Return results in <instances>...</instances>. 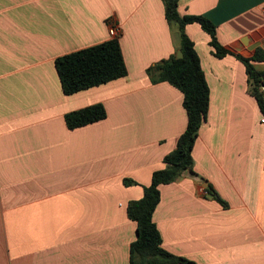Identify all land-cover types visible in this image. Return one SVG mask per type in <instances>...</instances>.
Wrapping results in <instances>:
<instances>
[{
  "label": "crops",
  "instance_id": "crops-1",
  "mask_svg": "<svg viewBox=\"0 0 264 264\" xmlns=\"http://www.w3.org/2000/svg\"><path fill=\"white\" fill-rule=\"evenodd\" d=\"M178 12L210 19L235 54L263 48L264 0H179ZM111 25L127 75L66 94L55 60L110 39ZM185 31L210 105L193 170L160 184L153 220L166 250L198 264H264V114L245 64L215 56L200 23ZM180 46L164 0H0V264H130L129 205L188 122L183 92L148 69ZM98 103L104 119L68 127L67 113Z\"/></svg>",
  "mask_w": 264,
  "mask_h": 264
},
{
  "label": "trees",
  "instance_id": "trees-1",
  "mask_svg": "<svg viewBox=\"0 0 264 264\" xmlns=\"http://www.w3.org/2000/svg\"><path fill=\"white\" fill-rule=\"evenodd\" d=\"M179 0H164L169 23H176L180 31L182 57L172 54L149 67L153 82L168 81L184 94L183 105L188 122L179 136L176 148L164 157L165 167L155 170L150 185L144 186L142 198L129 205L130 218L137 222V238L130 248V264H198L182 255H176L162 246V235L153 220L154 210L160 201V184L170 183L186 169L193 170L192 150L199 128L206 120L210 105V88L194 42L185 31L188 23L198 22L211 36L210 44L217 57L236 55L246 66L248 91L253 95L264 114V70L256 62L264 61V49L257 48L252 56L235 54L218 39L217 26L202 15H184L178 12ZM63 91L72 94L118 79L127 75L128 69L118 38L111 37L103 42L64 54L55 60ZM107 111L102 103L93 104L66 114L69 128L73 129L104 119ZM126 185L134 183L124 179ZM224 206L227 203L214 190H208Z\"/></svg>",
  "mask_w": 264,
  "mask_h": 264
},
{
  "label": "built area",
  "instance_id": "built-area-1",
  "mask_svg": "<svg viewBox=\"0 0 264 264\" xmlns=\"http://www.w3.org/2000/svg\"><path fill=\"white\" fill-rule=\"evenodd\" d=\"M109 33H110L111 37L118 38L121 35V29L116 25H111L109 28ZM262 122H264V118L262 119ZM201 190L204 194L209 193L208 189L205 187H202Z\"/></svg>",
  "mask_w": 264,
  "mask_h": 264
},
{
  "label": "water",
  "instance_id": "water-1",
  "mask_svg": "<svg viewBox=\"0 0 264 264\" xmlns=\"http://www.w3.org/2000/svg\"><path fill=\"white\" fill-rule=\"evenodd\" d=\"M258 45H260V44H257L256 46H258ZM256 46H255V47H256ZM261 46L264 48V45H263V44H261ZM176 56H177V57H182V56H183L182 51H181V50H178L177 53H176Z\"/></svg>",
  "mask_w": 264,
  "mask_h": 264
}]
</instances>
